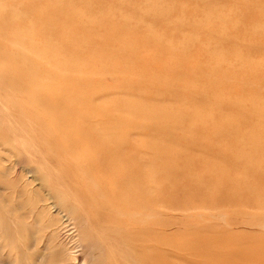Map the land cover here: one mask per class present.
<instances>
[{"label":"bare ground","instance_id":"bare-ground-1","mask_svg":"<svg viewBox=\"0 0 264 264\" xmlns=\"http://www.w3.org/2000/svg\"><path fill=\"white\" fill-rule=\"evenodd\" d=\"M56 3L59 4L58 1ZM57 4L55 9L52 7L54 10L48 9L45 13H39L34 17L39 25L34 26L33 29L46 38L44 40L45 45L43 44L44 48L40 51L44 56L41 60H34L25 54H20L22 60L17 59L18 55L5 56L0 60L1 65L8 66L7 70L0 69V88H4L5 94L3 100L8 104L15 98L21 97L19 99L23 100L22 106L19 103L9 106L6 117L2 116L3 120L17 122L19 127L16 131L30 133L29 143L32 146L36 145L41 150H52L56 157L60 158L63 163L65 162L67 167L74 168L78 172L82 178L79 177L80 184L75 183V188L78 189L76 192L84 194L89 203L91 201V209L93 210L91 213L93 218L91 219H94L95 223L100 224L102 221L109 223L105 224L104 233L107 237H115L122 243L128 263L264 264V136L255 134L256 128L260 127L261 123L254 126L255 122L251 125L249 121L252 119L248 120V116L260 118L259 114L263 113L264 110L261 113L258 111L259 114L256 110L258 106L255 107V110L253 107L242 110L243 97H237L231 102H225L223 98L221 99L220 94L232 95L241 88L238 85L228 83L235 78V75L230 71L231 69L227 68V72L224 71V73L226 72L224 74L217 65L212 67V75L214 77L215 75H223L226 82H207L205 80L207 79L205 78L206 71H203L201 77L197 73L198 71L190 70L192 73L187 77L189 80L191 79L189 84L198 83V80L199 83L205 81L206 92L192 90L189 86L187 87L188 84L183 82L180 86L186 90L184 91L182 88V91L187 92L194 101L200 102L202 106H208L213 101L212 104L216 110L232 112L238 116L235 117L239 120L237 124L222 116H214L215 122H218L219 126L206 124L203 121L204 110L197 109L194 111L196 109L194 107L193 110L183 111L182 109L168 108L169 106L162 109L156 107V109L138 101L133 102L130 106L124 105L125 103L122 104L120 98H111L110 96L117 92L116 88L108 90L102 86H94L90 82L91 76L97 71L101 75L103 73L115 75V72L110 71L115 70L121 76H119V81L111 76L114 86L118 83L128 86L132 84L133 79H130L132 74H137L132 73L128 66L134 64L144 69L145 72L155 68L159 70V74H151L150 77L140 79V82L153 79L157 80L158 83L171 85L170 82L175 80L172 78L179 76L177 73L180 72L182 63H185L183 61L185 57L178 58V56L185 55L182 52H180L181 54L175 52L177 48L173 45L163 46L161 43L154 44L149 40L143 44L142 41L140 43L136 41L137 38L135 42L124 36L120 39L116 38L113 48L107 45L106 50L111 54L109 57L114 59L100 60L92 56L93 61L101 62L100 70L93 72V74L84 71L76 59L69 62L62 58L64 52L74 54L70 44H77L81 37L76 35L78 32H69L68 38L63 36L65 34L63 27L67 28L69 24L67 23L68 20L63 19L65 6L62 10ZM74 7H72L73 11H75ZM93 7L91 6V8ZM251 10L253 11V9ZM258 13L263 14L259 11ZM69 15L71 17V14ZM59 17V22H56ZM3 21L0 17V23ZM262 21L260 20L261 23ZM97 22L93 20V24ZM163 22L165 21L163 20ZM69 23L72 24V21ZM78 27L81 28V26ZM214 29L213 31H215ZM67 30L65 29V32H68ZM70 31H72L71 28ZM181 31L179 33H182ZM255 31H251V34L252 32L256 33ZM100 32L102 33V31ZM171 32L176 33V30ZM4 33L5 30L0 29V34L7 35ZM28 36H31L30 32ZM82 39L84 41V38ZM11 41L13 40L9 38L7 42L11 43ZM180 43L182 42L179 41L178 44ZM54 46H58L64 52L54 53L56 50H53ZM97 46H93L94 49L97 48L96 53L98 52ZM146 46L155 48L152 51L154 54L139 53L138 48H146ZM182 50L185 49L182 48ZM162 57L168 63H175L173 59H177L175 63L177 66L173 64L176 66L173 68L174 71L173 69L169 70L170 72L167 71L168 64L166 63V66L159 62ZM76 58L78 59L77 55ZM81 61L84 62V60ZM214 61L212 60L211 63ZM192 66L194 65L192 64ZM139 68L138 70H141ZM138 70L136 71L138 72ZM256 72L258 69L253 72L248 70L249 74ZM140 82L137 81L138 87L142 85ZM174 82L177 84L176 81ZM240 92H244V90H240ZM202 106L201 108H203ZM248 110H251V115L248 114ZM133 114L138 115V117L133 116ZM228 114L230 115L229 112ZM17 117L21 119L16 121ZM193 119L196 120V125ZM190 123L194 125L192 126ZM188 126L192 127L189 128ZM249 128L253 134L248 136L247 143L243 140L241 142L239 135L249 132ZM145 131L152 133L155 140L144 141ZM2 138L3 134L0 133V139ZM210 139L213 141L211 144L208 143ZM158 140H163L162 143L167 141L169 144L163 146L164 143L162 144ZM174 142L177 143L175 146L173 145ZM178 142L183 143L187 147V151H185V147L183 151L178 146ZM217 147H222V151L219 152V156L212 155L213 160L209 159L208 156H203L206 153L205 150L211 152L218 149ZM234 151L236 153L233 154ZM191 152H194V155H191ZM19 156L21 157L20 154ZM67 156H73L74 162H67ZM192 156L198 157L201 161L195 163L196 160L193 159L195 161L192 163ZM221 157L224 160L227 157L229 163L223 165L216 162ZM27 172L29 171L27 170ZM186 182H190L191 185H184L187 184ZM211 193L216 195L210 196ZM89 208L90 206L87 209ZM200 210L206 211L207 214L196 216L194 220L189 217L190 213ZM230 214L237 216L232 218L233 223H231ZM176 215L180 216L176 217ZM241 217H248L249 220L247 219L242 223L234 221ZM70 221L67 218L65 222L70 223ZM198 221H205L206 224H201ZM219 221H223V229L213 227ZM237 226H246L252 231L259 232L237 230L239 229ZM69 227L71 224L67 225V228Z\"/></svg>","mask_w":264,"mask_h":264},{"label":"rangeland","instance_id":"rangeland-1","mask_svg":"<svg viewBox=\"0 0 264 264\" xmlns=\"http://www.w3.org/2000/svg\"><path fill=\"white\" fill-rule=\"evenodd\" d=\"M57 1L59 4L56 3ZM61 1L0 0V17L5 21L1 22L2 25H0V29L5 30L4 34H7H0V53H3L0 54V60L2 57L10 55H18L17 59L22 60V56L20 54H25L34 60H41L44 56L40 51L44 48V40H46V38L38 34L37 30L33 29L34 26L39 25V22L37 23L36 18L34 17L39 13H45L48 9L51 11L54 10L56 8L55 5L57 4L62 10L65 6L63 10V19L65 21L68 20L67 23L72 30L70 31V28L68 29L69 26L67 28L63 27L65 33L63 35L64 37L68 38L69 32L79 33L80 29H83L79 34L76 33V35L81 37L77 41V44H70L71 49L74 50V54L71 55V53H65L63 49H59L58 46H54L55 48L53 47V50L56 49L54 50V53L64 52L62 53L64 56L62 58L69 62L76 59L78 61V65L84 71L92 72L93 74V72L100 70L101 62L93 61V57L100 60L114 59L109 57L111 54L106 50V48L108 46L113 48L116 38L120 39L124 36H127L131 41H135L137 38L136 41L139 43L142 41L143 44L149 40L154 44L161 43L163 46H167L168 44L171 46L173 45L177 49L181 50L177 51L176 49L175 52L178 54L182 52V54L185 55H177L178 58L185 57V59H183L185 63H182L183 66L180 69V72L177 73L179 76L172 78L175 80L170 82L171 85H166V83L161 84L158 83L157 80L153 79L140 82V79L150 77L151 74H159V70H156L155 68L145 72L144 69H141L139 66L134 64V67H132V64L128 65L132 73H137L132 74L130 79H133V81L131 82L132 84L128 86H124L122 83H118L114 86L111 76L115 77L118 81L120 79L119 76H121V74L115 70H110L115 72V75L111 73H103L102 76L98 71V74L94 73V75L90 78L91 84L94 86H102L108 90H114V88H116L117 92L111 94L110 96L111 98H120L122 104L125 103L124 105L130 106L133 102L135 103V101H138L142 102L144 105L153 106L155 108L157 107L158 109L167 108V106H169L168 108H172L174 110L182 109L183 111L193 110L194 107L196 108L194 111L197 109L204 110L203 121L206 124L219 126L220 124L215 122L214 116H222L236 122L237 124L239 120L235 117L238 116L232 114V112L228 110H216L213 107V101L211 103L212 106L211 104L208 106H202L200 102L194 101L187 92H184L186 90L180 86L181 82H183L186 85L188 84L187 87L189 86L192 90L206 92L207 85L204 83L205 81H201L199 83L198 80V83L194 82L193 84H189L191 79L189 80L187 77L193 70L196 72L198 71L197 73L201 77L203 71H206L205 78L207 79L205 80L207 82H226L223 75H215V77L212 75L211 69L214 65V67L217 65L218 68L220 67V70H222V73H224V71L227 72V68L231 69L230 71H232V74L235 75V78H233L231 82H227L238 85L241 88L240 90H244V92H240V90H238L232 95L221 92V99L223 98L225 102H231L237 97H243L244 101L242 102V110L250 109L252 107L255 110V107L257 106V114L264 110V3H262L264 0H260V2L259 0H64L62 1V3H64L63 6ZM74 1L77 3H74ZM66 3L68 4L66 5ZM93 5H95V9ZM66 6L71 8L68 7L67 9ZM91 6L93 8H91ZM72 7H74L77 12L73 11ZM250 8L253 9V11ZM257 10L263 14L261 13L262 15H260ZM69 14H71V17ZM250 15L252 16L250 17ZM100 19L103 20L101 21ZM59 20L60 17L56 20V22H59ZM93 20L94 22L98 21L101 23L97 22L96 24H93ZM163 20L165 22H163ZM260 20H263V25ZM71 21L72 24L69 23ZM103 24L106 26H103ZM78 26H81V28ZM205 26H207V29ZM65 29H68V32H65ZM213 29L215 31H213ZM172 30H176V33H172ZM90 31L93 32L91 33ZM100 31H102V33ZM180 31L183 34L179 33ZM251 31H255L256 33L252 32L251 34ZM29 32L31 36H28ZM87 32L90 33L88 34ZM83 34L84 36H81ZM167 35H171L170 38H168L169 36ZM151 36L153 37L151 38ZM112 37H114L113 40ZM156 37H159L160 39H157ZM9 38L13 40L11 43L7 42L9 41ZM82 38H84V41ZM179 41L182 43L178 44ZM79 43H82V47ZM99 43L100 45H98ZM72 46H77L79 49L77 47L73 48ZM85 46H88L87 48L89 49L91 47V50L87 49ZM93 46L98 47L97 53L95 51L97 48L94 49ZM187 47L190 49V52ZM182 48L185 50H182ZM138 49L139 53H150L152 55L154 54L152 51L155 48H148V46H146V48ZM76 55L78 56V59L76 58ZM81 60H84V62ZM212 60L215 61L211 63ZM159 62L164 65H166V63L168 64L167 71L176 68L177 66L175 64L177 59H173V62L175 63L169 62V64L168 61L162 57ZM198 62H201L202 64ZM191 63L194 66H192ZM173 64L176 66H173ZM7 68V65H1L0 63L1 70H7ZM138 68L141 70H138ZM249 69L252 70V72L255 71V69H258V72L255 74H249ZM136 70H138V72ZM207 70H209V72H207ZM207 73H210V75H207ZM137 81L142 83V85H139L138 87ZM174 81H176L177 84H175ZM149 88L151 89L149 90ZM182 88L184 91H182ZM150 91L153 92L151 93ZM139 94L141 95L139 96ZM158 95L161 96L158 97ZM3 96H5L4 88H0V133L3 134V138L0 139V264H98V262H101V264H130L126 261L127 256L125 255V248L122 243L115 237H107L105 235V224L109 223L102 221L100 224H97L93 221L94 219H91L93 218L91 215L93 211L91 209V201L89 203L86 196L81 192L77 193L78 189L75 188V183L80 184V178H82L78 175V172H76L74 168L67 167L65 162L63 163L60 158L56 157L52 150H41V148H38L36 145L32 146L29 143L30 133L16 131L19 127L17 122L15 123L14 120H3L2 116L4 118L6 117V114L8 113L7 108H9V106L14 104L18 105V103L21 106L23 105V100L19 99L21 97L11 100L10 104H8L3 100ZM201 106L204 109L201 108ZM250 112L251 110H248L249 115H251ZM126 115L130 116L128 113H126ZM133 116L138 117V115L134 114ZM259 116L261 119L255 116H248V120L252 119L249 121L251 125L254 122H257L256 124L254 123V126L261 123L260 127L256 128L255 134L264 136V111L259 114ZM19 119L21 118L17 117L16 121H19ZM260 120H262V122H260ZM193 122L196 125L197 122L195 119H193ZM190 125L193 126L194 124L190 123ZM192 126L188 127L191 128ZM248 131L249 132H244L239 135L241 137V142L242 140L245 143L248 142V136L253 134L251 133L252 130L250 128ZM143 139H145L144 141L152 139L155 140L153 134L147 131H145ZM158 141H161L162 143L163 140ZM212 142L213 141L211 139L208 140V143L211 144ZM163 143V146L169 144L167 141ZM176 144L177 143L175 142L173 143L174 146ZM178 146L183 151L187 148L183 143L179 142ZM222 147H217L218 149H214V151L211 152L205 150L207 154L205 153L203 156H208L209 159L213 160L212 155L219 156V152L222 151ZM185 151H187V149ZM193 153L194 152H191V155H194ZM234 153H236V151H234L233 154ZM72 157L73 156H67V162L73 163L74 161L72 160ZM193 159L196 160L195 163H199L201 161L198 157L192 156V163L195 161ZM216 162L225 165L229 163V160L227 157L225 160L221 157L216 160ZM23 169L26 170L24 171ZM27 170L29 172H27ZM186 183L187 184L184 185H191L189 184L190 182ZM214 195L216 194H210V196ZM88 206H90L89 209H87ZM204 213L207 214L206 211L202 210L199 212L194 211L190 213L189 217L194 220L196 216H201ZM178 216L180 215H176V217ZM229 217L231 218V223H233L232 218H236L237 216L230 214ZM67 218L71 220L70 223L65 222ZM247 219L249 220L248 217H241L238 218V220L235 219L234 221L242 223ZM189 222H191V220H189ZM198 222L206 224L205 221ZM68 224H71V227L67 228ZM213 227L216 229H223V221L215 223ZM237 228H239L237 230L241 231H251L252 233L259 232L255 230L252 231L246 226H237ZM129 260L132 261V259Z\"/></svg>","mask_w":264,"mask_h":264}]
</instances>
